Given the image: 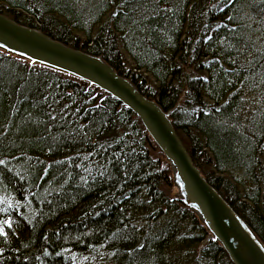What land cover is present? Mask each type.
<instances>
[{
    "label": "trees",
    "instance_id": "obj_1",
    "mask_svg": "<svg viewBox=\"0 0 264 264\" xmlns=\"http://www.w3.org/2000/svg\"><path fill=\"white\" fill-rule=\"evenodd\" d=\"M101 55L172 120L209 182L264 239V0H0ZM135 113L0 50V264H233L181 202Z\"/></svg>",
    "mask_w": 264,
    "mask_h": 264
},
{
    "label": "water",
    "instance_id": "obj_2",
    "mask_svg": "<svg viewBox=\"0 0 264 264\" xmlns=\"http://www.w3.org/2000/svg\"><path fill=\"white\" fill-rule=\"evenodd\" d=\"M0 50L85 80L131 109L169 163L173 180L170 199L190 209L207 231L199 247L217 241L233 264H264V239L209 182L178 134L172 120L178 103L164 110L101 55L67 45L1 12Z\"/></svg>",
    "mask_w": 264,
    "mask_h": 264
},
{
    "label": "bare ground",
    "instance_id": "obj_3",
    "mask_svg": "<svg viewBox=\"0 0 264 264\" xmlns=\"http://www.w3.org/2000/svg\"><path fill=\"white\" fill-rule=\"evenodd\" d=\"M22 42H26L25 40H21ZM180 155V154H179ZM204 238H205V236H204ZM204 238L202 239V240H200V242L197 244V246H196V250L198 251V254H200V252H201V250L207 245H205V246H202V247H199V245H200V243L204 240ZM225 251V250H224ZM226 252V251H225ZM227 254V253H226ZM228 256V255H227Z\"/></svg>",
    "mask_w": 264,
    "mask_h": 264
},
{
    "label": "rangeland",
    "instance_id": "obj_4",
    "mask_svg": "<svg viewBox=\"0 0 264 264\" xmlns=\"http://www.w3.org/2000/svg\"><path fill=\"white\" fill-rule=\"evenodd\" d=\"M137 118H139V117H137ZM139 120L141 121V119L139 118ZM142 123V122H141ZM143 124V123H142ZM144 126V125H143ZM149 134V133H148ZM150 135V134H149ZM152 138V137H151ZM154 141V140H153ZM184 142V141H183ZM158 146V145H157Z\"/></svg>",
    "mask_w": 264,
    "mask_h": 264
}]
</instances>
